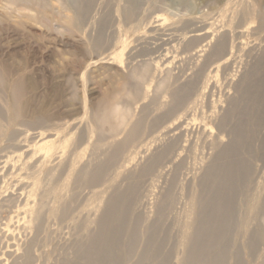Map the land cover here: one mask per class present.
<instances>
[{
    "label": "rangeland",
    "instance_id": "obj_1",
    "mask_svg": "<svg viewBox=\"0 0 264 264\" xmlns=\"http://www.w3.org/2000/svg\"><path fill=\"white\" fill-rule=\"evenodd\" d=\"M206 1L0 0V264H187L241 130L226 264H264V0Z\"/></svg>",
    "mask_w": 264,
    "mask_h": 264
},
{
    "label": "bare ground",
    "instance_id": "obj_2",
    "mask_svg": "<svg viewBox=\"0 0 264 264\" xmlns=\"http://www.w3.org/2000/svg\"><path fill=\"white\" fill-rule=\"evenodd\" d=\"M198 2L199 1H197V3ZM211 2H212V0H211ZM203 3H205V2H203ZM175 6L177 7L178 5H175ZM179 6H180V3H179ZM193 6H194V4H193ZM199 6H201L200 3H199ZM225 6H226V4H225ZM170 7H172V6H170ZM182 7H180L179 9H181ZM196 7H198V6H196ZM204 7H205V5H204ZM207 8H208V6H207ZM179 9H178V11H180ZM212 10H213V8H212ZM212 10H210V11L212 12ZM196 11H197V9H196ZM196 11H195V13H196ZM203 11H206V10L203 9ZM198 12H200V11L198 10ZM214 13H215V11H214ZM197 14H199V13H197ZM202 14L200 16H202ZM185 15H186V13H185ZM220 15H221V13H220ZM189 17H193V14H192V16L190 15ZM206 17H208V16H206ZM200 18H199V20H200ZM216 18H218V17H216ZM196 19H197V17H196ZM212 19H214V17ZM195 21L196 20H194V22ZM200 21H202V20H200ZM198 22H197V24H198ZM204 23H205V21H204ZM198 26H199V24H198ZM198 54H199V52H198ZM116 112L117 111H115L113 109L105 111V112H101V114L98 115V119H99V121L105 122L106 120H108L112 116H114L116 114ZM241 134H242V130H241ZM241 134L240 133H237L236 135L234 134L235 138L232 141V143L234 145H232V146L229 145V147H227L221 154H218L216 156L215 163L211 166V168H209V171L205 175V178L201 181V193L204 192L205 197L201 199V204L199 205V208H198L195 231H194L193 235H191V237H189L186 240V245L188 246V250H187V256L185 258L184 263H187V264H226V260H227V256H228V239H227L228 223H229V220L231 221V219H232L231 217H232V213H233V209H234L233 205H232V199H233L234 188H235V187L232 188L233 186H235L233 183V181H234L233 178L235 179V177H236V179H237L236 174H237L238 168L240 167V162L237 159V152H236L237 148L235 149V146H236L235 144H237V142H238L237 138L240 137ZM10 159L11 158H9V160ZM13 160L14 159H12V161ZM5 162H7V161L5 160ZM234 175H236V176L234 177ZM25 191H26V188H25ZM18 196L20 197V195H18ZM114 197H117V196H114ZM21 198H24V196L22 197V194H21ZM25 198H26V196H25ZM115 202H116V199L114 200L113 204L109 206L108 211L105 213L101 231L97 237V240L95 241V242H97L96 244L98 246L99 245H107V244L111 243L112 239L116 238V236L121 234L122 233L121 231L124 230V229L121 230V228H120L121 223L120 224L117 223L118 217L113 216V214L110 213L111 207L116 208L119 206V205L116 206ZM115 208H114V210H115ZM22 215H23V213H22ZM262 217H263L262 221L264 223V213H262ZM120 218H122V217H120ZM121 220H124V218ZM121 222L123 223L124 221H121ZM233 225H234V227H236L237 224L233 223ZM123 227H124V225H123ZM110 233L113 235L110 236ZM111 237H112V239H111ZM152 241L155 243L154 236L150 239L149 244H152ZM150 251H151V249H150ZM145 254H146V251H145ZM148 255L149 254H147V256Z\"/></svg>",
    "mask_w": 264,
    "mask_h": 264
}]
</instances>
